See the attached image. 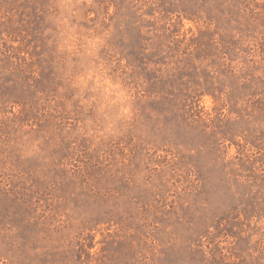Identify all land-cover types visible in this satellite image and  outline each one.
<instances>
[{"label": "rangeland", "instance_id": "1", "mask_svg": "<svg viewBox=\"0 0 264 264\" xmlns=\"http://www.w3.org/2000/svg\"><path fill=\"white\" fill-rule=\"evenodd\" d=\"M0 264H264V0H0Z\"/></svg>", "mask_w": 264, "mask_h": 264}, {"label": "clouds", "instance_id": "2", "mask_svg": "<svg viewBox=\"0 0 264 264\" xmlns=\"http://www.w3.org/2000/svg\"><path fill=\"white\" fill-rule=\"evenodd\" d=\"M105 83H107V81H105ZM112 87L119 88V84L113 85ZM125 111H127V109H125Z\"/></svg>", "mask_w": 264, "mask_h": 264}]
</instances>
